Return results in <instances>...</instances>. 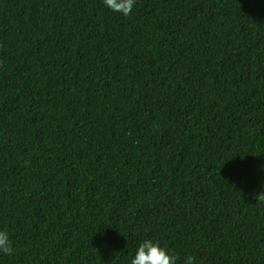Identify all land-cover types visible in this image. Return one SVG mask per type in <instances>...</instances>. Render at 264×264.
Wrapping results in <instances>:
<instances>
[{"label":"trees","instance_id":"1","mask_svg":"<svg viewBox=\"0 0 264 264\" xmlns=\"http://www.w3.org/2000/svg\"><path fill=\"white\" fill-rule=\"evenodd\" d=\"M264 0H0V264H264Z\"/></svg>","mask_w":264,"mask_h":264},{"label":"clouds","instance_id":"2","mask_svg":"<svg viewBox=\"0 0 264 264\" xmlns=\"http://www.w3.org/2000/svg\"><path fill=\"white\" fill-rule=\"evenodd\" d=\"M105 7L122 16H129L136 4V0H103ZM258 204L264 205V191L255 196ZM15 249L13 241L6 230H0V255L11 256ZM178 257L171 254L169 250L161 247L159 242L144 239L137 247L131 264H177ZM183 264H197L196 258L187 256Z\"/></svg>","mask_w":264,"mask_h":264}]
</instances>
